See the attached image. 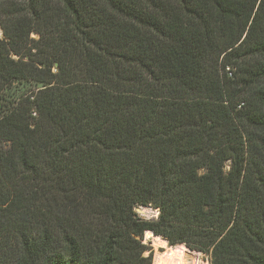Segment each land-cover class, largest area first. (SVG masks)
<instances>
[{"label": "trees", "instance_id": "16d2710c", "mask_svg": "<svg viewBox=\"0 0 264 264\" xmlns=\"http://www.w3.org/2000/svg\"><path fill=\"white\" fill-rule=\"evenodd\" d=\"M0 28V264H152L147 230L264 264V0H0Z\"/></svg>", "mask_w": 264, "mask_h": 264}, {"label": "bare ground", "instance_id": "6f19581e", "mask_svg": "<svg viewBox=\"0 0 264 264\" xmlns=\"http://www.w3.org/2000/svg\"><path fill=\"white\" fill-rule=\"evenodd\" d=\"M156 213H158V210ZM147 237H152L155 245H162L165 240L163 236L152 235L150 231L147 232ZM199 254V251L191 249L185 243L174 246L166 245L153 264H198Z\"/></svg>", "mask_w": 264, "mask_h": 264}, {"label": "rangeland", "instance_id": "374dc122", "mask_svg": "<svg viewBox=\"0 0 264 264\" xmlns=\"http://www.w3.org/2000/svg\"><path fill=\"white\" fill-rule=\"evenodd\" d=\"M38 35L36 33H32V37H37ZM0 37H3V30L0 28ZM157 209H155L153 206H141L140 209L136 208V212L139 217L142 219H156L159 215V212L156 213ZM152 249H153V262L157 258L158 254L165 249L166 244V239L164 240V243L162 245H155L154 242ZM149 245V244H148ZM198 251V250H197ZM199 263L198 264H209L210 263V255L203 253L202 251H199ZM201 261V262H200ZM152 262V264H153Z\"/></svg>", "mask_w": 264, "mask_h": 264}, {"label": "water", "instance_id": "95a60500", "mask_svg": "<svg viewBox=\"0 0 264 264\" xmlns=\"http://www.w3.org/2000/svg\"><path fill=\"white\" fill-rule=\"evenodd\" d=\"M138 209H140V207H137ZM159 212V211H158ZM148 231H150L151 232V234L152 235H156L153 231H151V230H147L146 232H145V234H144V243H146V244H149V245H151V246H153V239H152V237H147V232ZM192 249V248H191ZM194 250V249H193ZM197 251V250H196Z\"/></svg>", "mask_w": 264, "mask_h": 264}]
</instances>
